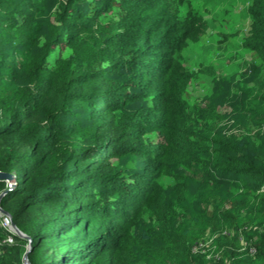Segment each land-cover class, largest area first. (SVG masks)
<instances>
[{"label":"trees","instance_id":"trees-1","mask_svg":"<svg viewBox=\"0 0 264 264\" xmlns=\"http://www.w3.org/2000/svg\"><path fill=\"white\" fill-rule=\"evenodd\" d=\"M195 1L57 0L53 32L28 63L26 85L7 95L0 75V171L15 178L11 189L0 180V193L9 189L0 206L32 239L30 264H136L145 211L165 220L161 179L201 160L198 142L206 141L184 98L193 75L183 53L208 30ZM14 9L0 0L1 24ZM248 15L243 44L264 63V0H251ZM216 143L220 171L264 188L262 157ZM160 233L145 264H196L178 231ZM27 244L0 223V264H24ZM256 247L264 256V243Z\"/></svg>","mask_w":264,"mask_h":264},{"label":"rangeland","instance_id":"rangeland-1","mask_svg":"<svg viewBox=\"0 0 264 264\" xmlns=\"http://www.w3.org/2000/svg\"><path fill=\"white\" fill-rule=\"evenodd\" d=\"M10 1L15 3V15L6 14L11 19L0 23V75H6L3 91L7 95L26 85L28 63L51 37L57 8V0ZM195 4L208 30L183 53V63L193 75L184 98L192 127L206 141L198 142L201 160L175 165L174 176L161 179L166 192L165 220L145 211L142 227L135 231L136 264H145L162 245L163 229L178 231L186 239L196 264H215L221 259L225 264H264L256 247L264 243V188L220 171L221 156L216 152L219 140L236 143L242 157L264 159V63L243 44L250 33L251 0H196ZM65 54L71 57L72 51ZM58 56L55 50L50 66ZM114 163L122 167L126 162ZM9 187L14 186L10 183Z\"/></svg>","mask_w":264,"mask_h":264},{"label":"water","instance_id":"water-1","mask_svg":"<svg viewBox=\"0 0 264 264\" xmlns=\"http://www.w3.org/2000/svg\"><path fill=\"white\" fill-rule=\"evenodd\" d=\"M14 176L11 174V173H8V172H4V171H0V180H5V181H8L10 183H13L15 180H14ZM7 191H3L2 193H0V201L2 199V197L6 194ZM0 212H3V213H6V214H9L6 210H4L1 206H0ZM10 215V214H9ZM13 230L15 231V233L17 235H20V236H23V237H26L29 239V246H28V250L27 252L24 254V258H23V261H24V264H30L29 262V259H28V252L30 250V246L32 245V239L27 236L23 231H21L19 229V227L13 223Z\"/></svg>","mask_w":264,"mask_h":264},{"label":"built area","instance_id":"built-area-1","mask_svg":"<svg viewBox=\"0 0 264 264\" xmlns=\"http://www.w3.org/2000/svg\"><path fill=\"white\" fill-rule=\"evenodd\" d=\"M10 184V183H9ZM15 184L14 183H11V186H14ZM12 188V187H11ZM0 223L1 225L9 230L10 232H12V234H16L15 231L13 230V221H12V217L9 215V214H6V213H3L1 212L0 213ZM7 242L9 243H13L14 242V237L12 235L8 236L7 238Z\"/></svg>","mask_w":264,"mask_h":264}]
</instances>
